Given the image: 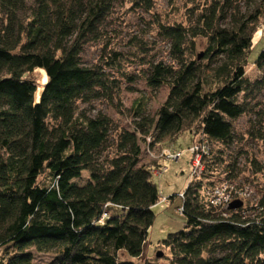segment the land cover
Masks as SVG:
<instances>
[{"label":"trees","instance_id":"obj_1","mask_svg":"<svg viewBox=\"0 0 264 264\" xmlns=\"http://www.w3.org/2000/svg\"><path fill=\"white\" fill-rule=\"evenodd\" d=\"M117 2L0 0V264H38L32 250L54 255L46 264H157L138 261L162 199L141 143L162 146L190 132L207 142L203 164L211 145L234 144L233 121L264 88V74L250 81L245 72L253 36L264 34V0H218L193 27H160L171 63L153 62L146 80L153 90L168 86L167 100L156 117L139 104L133 131L120 129L112 142V119L78 104L119 88L103 67L82 62ZM196 38L207 39L202 59ZM254 65L264 71V50ZM37 69L47 78L39 96L26 78ZM46 172L50 181L39 182ZM213 185L205 175L190 179L179 206L184 228L158 246L170 252L163 264H264V195L256 207L223 210L205 195Z\"/></svg>","mask_w":264,"mask_h":264},{"label":"rangeland","instance_id":"obj_2","mask_svg":"<svg viewBox=\"0 0 264 264\" xmlns=\"http://www.w3.org/2000/svg\"><path fill=\"white\" fill-rule=\"evenodd\" d=\"M217 1L118 0L115 4L103 25L101 41L86 44L82 62L87 66L103 67L111 80L117 79L115 84L119 83V88L113 89L112 98L100 97L89 104H78L80 111H84L89 117L103 113L112 119V127H115L111 136L112 142L120 129L133 131L134 114L139 104L145 114L156 117L158 110L167 100L170 90L168 86L153 90L146 80L153 62L171 63V46L159 33L160 27H193L197 24L199 15ZM240 6L243 13L248 10L245 4ZM194 45L193 52L202 55V59L208 46L207 39L196 38ZM263 50L264 34L258 30L253 36V45L248 56L249 65L245 67L246 77L250 81L264 74V71H259L254 65ZM114 53L119 54L117 57L120 60L117 62L113 61L117 58ZM218 58L215 56L213 61L216 62ZM109 62H112V66H106ZM205 63L208 64V60H205ZM26 78L34 81L39 96L47 82L44 71L37 69L27 74ZM212 87L214 88V85ZM248 103V113L233 121L236 135L234 144L230 147L211 145L212 155L202 164L201 176H206V182L214 183L205 191V195L210 201V192L220 189L222 196H229L231 199L227 209H230L231 204H239L238 208L256 207L264 195V88L255 90ZM193 127L197 129L198 126ZM192 145L193 136L190 132L170 142L164 141L162 146H155L149 151L141 143V164L150 170L151 180L158 186L162 199L153 207L155 220L149 231L144 256L138 260L139 263L146 260H158L157 264L169 262L166 257H170L169 250L158 246L169 234L184 228L185 218L178 213L177 208L182 205L181 194L188 186L196 159V155L192 156L189 151ZM168 151H179L182 158L179 161L168 160L164 156V152ZM114 154L115 148L112 147L104 153V157H112ZM88 178L89 173L83 172L82 180L86 181ZM45 181H50L47 172L39 178V182ZM31 252L35 263L38 264H46L54 257L52 254L39 253L36 250ZM158 253L162 254L161 258H158Z\"/></svg>","mask_w":264,"mask_h":264},{"label":"built area","instance_id":"obj_3","mask_svg":"<svg viewBox=\"0 0 264 264\" xmlns=\"http://www.w3.org/2000/svg\"><path fill=\"white\" fill-rule=\"evenodd\" d=\"M147 150L149 151L150 148L147 147ZM190 153L192 154V156L196 155V159L193 162V169L191 172V178L190 179H197L201 177V170H202V161H201V156L206 154L208 151V145L207 142L203 141V142H193V145L189 148ZM196 152V154H194ZM167 154V155H165ZM164 156H166V158L168 160H172V161H179L182 158V153L177 151V152H172V151H168V152H164ZM220 189H214L210 192L211 194V198H210V204L214 207H222L224 209H227V206L230 205L231 199L226 196H222V192L219 191ZM183 196V194L181 195ZM177 211L179 214H183V208L182 207H178ZM106 214L104 215V217L100 220V222L104 221Z\"/></svg>","mask_w":264,"mask_h":264},{"label":"water","instance_id":"obj_4","mask_svg":"<svg viewBox=\"0 0 264 264\" xmlns=\"http://www.w3.org/2000/svg\"><path fill=\"white\" fill-rule=\"evenodd\" d=\"M239 206H240L239 204H231L230 209H237ZM157 256H158V257H161L162 254H161V253H158Z\"/></svg>","mask_w":264,"mask_h":264}]
</instances>
